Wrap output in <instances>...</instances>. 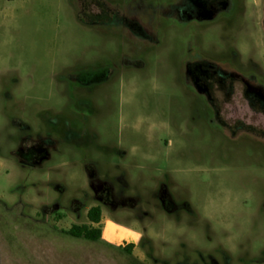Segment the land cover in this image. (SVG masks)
<instances>
[{
    "label": "rangeland",
    "instance_id": "obj_1",
    "mask_svg": "<svg viewBox=\"0 0 264 264\" xmlns=\"http://www.w3.org/2000/svg\"><path fill=\"white\" fill-rule=\"evenodd\" d=\"M192 12L0 0V264H264V0Z\"/></svg>",
    "mask_w": 264,
    "mask_h": 264
},
{
    "label": "flooded vegetation",
    "instance_id": "obj_2",
    "mask_svg": "<svg viewBox=\"0 0 264 264\" xmlns=\"http://www.w3.org/2000/svg\"><path fill=\"white\" fill-rule=\"evenodd\" d=\"M192 6L196 9V15H193L194 12L188 13V17H196L198 19L211 18L215 9H225L228 6V0H188ZM193 68L191 67L190 73L193 76V80L195 82V86L199 89V91L204 92L206 89L204 87V79H208V82L214 83L218 82L223 87V84L226 81L231 79L232 74L219 72L218 69L214 67H210L207 64L196 63L193 64ZM206 67V68H205ZM205 71H209V73H205ZM217 77L216 81L210 79L211 77ZM204 90V91H202ZM205 93V92H204ZM245 99L253 112H258L259 114H264V92L254 88L251 85H246Z\"/></svg>",
    "mask_w": 264,
    "mask_h": 264
},
{
    "label": "trees",
    "instance_id": "obj_3",
    "mask_svg": "<svg viewBox=\"0 0 264 264\" xmlns=\"http://www.w3.org/2000/svg\"><path fill=\"white\" fill-rule=\"evenodd\" d=\"M28 152H32V149H28ZM30 156L27 157L29 159ZM101 217H102V208L100 205H96L91 207L88 210V218L90 220V224H84V225H73L69 230H67L65 233H67L70 236L76 237V238H84L89 241H100L102 240V228L99 226L101 223ZM134 244L128 245V251L132 249Z\"/></svg>",
    "mask_w": 264,
    "mask_h": 264
}]
</instances>
